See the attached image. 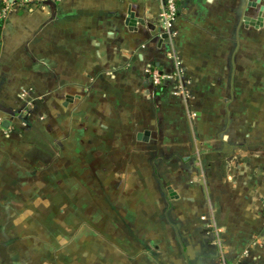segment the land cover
<instances>
[{"label":"crops","instance_id":"1","mask_svg":"<svg viewBox=\"0 0 264 264\" xmlns=\"http://www.w3.org/2000/svg\"><path fill=\"white\" fill-rule=\"evenodd\" d=\"M166 2L7 8L0 264H264V0Z\"/></svg>","mask_w":264,"mask_h":264},{"label":"built area","instance_id":"2","mask_svg":"<svg viewBox=\"0 0 264 264\" xmlns=\"http://www.w3.org/2000/svg\"><path fill=\"white\" fill-rule=\"evenodd\" d=\"M56 0H12V1H7L4 0V5L0 6V22L1 19L4 17L6 10L10 6H40L44 5L45 2H55ZM166 4V9L162 13V19H163V26L167 29L168 27L171 26V22L175 17L176 9L174 6V3L172 0H167ZM150 76L153 80V83L155 85H159L162 82V75L159 74V72L156 69H152L150 71Z\"/></svg>","mask_w":264,"mask_h":264}]
</instances>
